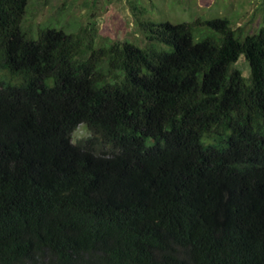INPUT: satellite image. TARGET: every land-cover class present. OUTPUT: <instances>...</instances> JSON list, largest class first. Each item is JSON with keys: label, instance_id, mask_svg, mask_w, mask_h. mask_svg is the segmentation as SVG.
<instances>
[{"label": "trees", "instance_id": "obj_1", "mask_svg": "<svg viewBox=\"0 0 264 264\" xmlns=\"http://www.w3.org/2000/svg\"><path fill=\"white\" fill-rule=\"evenodd\" d=\"M30 1L0 0V264H264V15L133 0L143 47L95 12L34 39Z\"/></svg>", "mask_w": 264, "mask_h": 264}, {"label": "rangeland", "instance_id": "obj_2", "mask_svg": "<svg viewBox=\"0 0 264 264\" xmlns=\"http://www.w3.org/2000/svg\"><path fill=\"white\" fill-rule=\"evenodd\" d=\"M95 1L99 3L95 4ZM130 1L133 2V0H31L24 27L31 29L29 35L36 39L37 28L40 26L58 24L71 29L78 28L85 26L89 14L95 12L101 35L111 40H128L145 47L146 40L138 29ZM141 5L147 9V17L156 22L181 23L193 22L198 18H229L233 21L234 28H243L242 41L261 27L264 15V0H143ZM196 32L195 40L213 35L206 28ZM236 66L250 81L251 70L245 57H241ZM89 136L90 132L86 126L81 125L73 134V140L76 142Z\"/></svg>", "mask_w": 264, "mask_h": 264}]
</instances>
